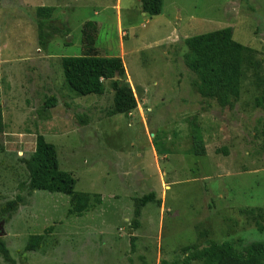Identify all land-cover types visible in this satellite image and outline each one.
Masks as SVG:
<instances>
[{
	"label": "rangeland",
	"instance_id": "obj_1",
	"mask_svg": "<svg viewBox=\"0 0 264 264\" xmlns=\"http://www.w3.org/2000/svg\"><path fill=\"white\" fill-rule=\"evenodd\" d=\"M225 28L247 48L233 107L201 96L185 63L188 38ZM89 54L123 60L131 114L111 115L113 79L102 96L68 88L62 59ZM0 106V264H185L189 247L264 244V0H164L153 17L140 0H0ZM38 135L90 194L85 211L20 190Z\"/></svg>",
	"mask_w": 264,
	"mask_h": 264
},
{
	"label": "trees",
	"instance_id": "obj_2",
	"mask_svg": "<svg viewBox=\"0 0 264 264\" xmlns=\"http://www.w3.org/2000/svg\"><path fill=\"white\" fill-rule=\"evenodd\" d=\"M163 6L164 0H140L141 10L151 17L161 15ZM38 11V15L44 18L40 23V31L43 33L46 18L50 17L53 8L41 7ZM185 44L187 47L185 63L187 68L199 78V94L206 98H213L223 106L233 107L241 97L247 52L245 46L234 40L233 29L225 28L197 35L188 38ZM62 68L65 82L76 96H102L106 91L104 82L113 79L114 98L111 115H129L136 110L138 102L132 88L128 84H122L119 79L115 80L117 75L121 79L125 74L121 58H103L95 54L64 57ZM54 104L55 99H51L46 106L50 108L54 107ZM25 163L29 172V181L20 186L21 191L62 193L71 197L75 212L79 213L87 209L90 194L76 191L75 178L70 172L61 170L57 148L54 144L47 142L44 136H37L36 150ZM156 200L155 192L136 199L137 209L134 221L136 227L139 225L140 209ZM23 202L24 197L19 194L13 202L9 203L8 213L16 212ZM43 240L44 236H33L29 241L28 251L32 249L36 251ZM133 241L131 242L132 250L135 247ZM0 252L9 259L7 246L1 240ZM184 252L190 254L185 264L193 260L204 261V264H264V244L252 245L247 253L238 252L230 242L214 243L202 250L189 247Z\"/></svg>",
	"mask_w": 264,
	"mask_h": 264
},
{
	"label": "water",
	"instance_id": "obj_3",
	"mask_svg": "<svg viewBox=\"0 0 264 264\" xmlns=\"http://www.w3.org/2000/svg\"><path fill=\"white\" fill-rule=\"evenodd\" d=\"M119 79V75H117L116 77H115V80H118ZM3 226V225H2ZM4 235V233H1L0 234V237H2Z\"/></svg>",
	"mask_w": 264,
	"mask_h": 264
},
{
	"label": "crops",
	"instance_id": "obj_4",
	"mask_svg": "<svg viewBox=\"0 0 264 264\" xmlns=\"http://www.w3.org/2000/svg\"><path fill=\"white\" fill-rule=\"evenodd\" d=\"M43 8V7H42ZM45 8H47V7H45ZM53 10H54V8H53Z\"/></svg>",
	"mask_w": 264,
	"mask_h": 264
}]
</instances>
